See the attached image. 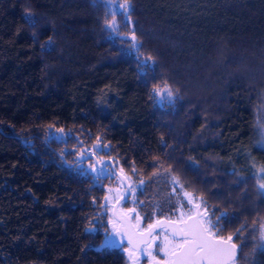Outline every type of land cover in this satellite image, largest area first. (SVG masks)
Wrapping results in <instances>:
<instances>
[{
	"label": "trees",
	"instance_id": "obj_1",
	"mask_svg": "<svg viewBox=\"0 0 264 264\" xmlns=\"http://www.w3.org/2000/svg\"><path fill=\"white\" fill-rule=\"evenodd\" d=\"M79 150L264 264V0H0V264H127Z\"/></svg>",
	"mask_w": 264,
	"mask_h": 264
},
{
	"label": "snow or ice",
	"instance_id": "obj_2",
	"mask_svg": "<svg viewBox=\"0 0 264 264\" xmlns=\"http://www.w3.org/2000/svg\"><path fill=\"white\" fill-rule=\"evenodd\" d=\"M121 8L125 13L130 11V5H121ZM111 26L109 25V27ZM131 39L132 41L136 40L134 32ZM134 46L140 47V45ZM148 60H152V58L148 57ZM260 188L264 189V183L260 184ZM184 195L191 196L190 193H184ZM105 199L107 200L108 197H105ZM189 201L195 209L194 214H187V220L181 217L178 221L167 222L171 227L170 235L176 240L171 247L169 264H233L237 248V245L231 243L233 236L229 235L227 238L215 236L212 233L214 225L202 218L206 213L202 214L199 211L200 204L195 203L192 199H189ZM130 211L134 212L135 209ZM137 220H139L138 216ZM164 223L165 221H157L156 224H149L148 235H151L157 227H163ZM113 226L115 227V225ZM261 229L264 230V225H261ZM143 235L141 234V238H143ZM165 235L167 236L168 233H165ZM261 238L264 239V231L261 233ZM168 243L166 241V247ZM106 247H111V245H106ZM153 260L154 264H159V261H155L154 257Z\"/></svg>",
	"mask_w": 264,
	"mask_h": 264
},
{
	"label": "flooded vegetation",
	"instance_id": "obj_3",
	"mask_svg": "<svg viewBox=\"0 0 264 264\" xmlns=\"http://www.w3.org/2000/svg\"><path fill=\"white\" fill-rule=\"evenodd\" d=\"M102 168L104 171L103 172L104 175H107V173H110L108 175L110 178L111 177L117 178L116 175L112 172L109 165L102 166ZM116 170L119 171L118 169H116ZM92 172L94 173L93 170H92ZM123 199H121V200H123ZM121 200H119L117 202L116 209L120 210L122 212H131L130 219H131L133 226L136 228V230L141 231L151 223V221L153 219L151 221L145 223L139 214H136V213L130 211L131 208L122 206ZM111 204H110V209H111ZM199 211L202 214L206 213L205 209L203 207H200ZM194 212H195V209L192 207L186 214H178L176 216H163V217L173 219L175 221H178V220H180L181 217H183V219L186 220L187 214H194ZM110 214H111V212H110ZM136 216H139L138 226L135 225ZM206 217H207V213L202 218L206 219ZM113 225H115V227ZM116 226H117V220L113 219V218L109 219L108 220L109 229L107 230V234L112 233L116 229ZM165 233H168V235L166 236ZM170 233L171 232L168 231V229L164 226L156 228L151 233V235H148L147 240L145 242H141L136 249L133 248L125 240L124 236L117 231L115 234H111L110 238L107 237V239H108V242H111L112 240L117 239L116 245H117V247L120 248L121 251H124L123 253L125 254V257L127 259V263H129V264H154L153 257L155 258V261H159V264H169V261L171 258V247L176 242V240L170 235ZM213 234L217 237H221L220 235H217L215 233H213ZM222 237L227 238L228 236H222ZM166 241L169 242L167 247H166ZM231 242L236 245V243L233 240ZM149 245H150V247H149ZM236 251H237V248H236ZM130 253H132V254L130 255ZM149 253H151V255H149ZM233 264H236L235 261H233Z\"/></svg>",
	"mask_w": 264,
	"mask_h": 264
},
{
	"label": "water",
	"instance_id": "obj_4",
	"mask_svg": "<svg viewBox=\"0 0 264 264\" xmlns=\"http://www.w3.org/2000/svg\"><path fill=\"white\" fill-rule=\"evenodd\" d=\"M83 158H89L92 160L93 164L99 167L105 166V165H109V167L111 168L112 172L119 178V180L122 182L125 191L120 194L111 204V215L114 219L117 220V226L116 229L112 232V233H108L107 237L110 238L111 234H115L116 231L119 232L120 234H122L125 238V240L133 247V248H137L138 245L141 242H145L147 240L148 237V226H146L143 230L138 231L136 230V228L133 226L130 216H131V212H122L120 210L116 209V204L119 200L125 198L129 193H130V185L127 181V179L125 178V176L117 171L114 168V165L111 161L110 158H103L101 159V161L99 162L96 158V156L93 153H87ZM139 217V216H138ZM187 220V218H186ZM157 221H165L164 223V227H166L168 229V231L171 232V227L169 225V223H167L168 221H175L173 219H169V218H165L163 216L161 217H157L155 219H153L151 221L150 224H156ZM139 220H137V216H136V222L135 225H138ZM159 228V227H157ZM119 230V231H118ZM141 234L143 235V238H141ZM232 243V242H231Z\"/></svg>",
	"mask_w": 264,
	"mask_h": 264
},
{
	"label": "rangeland",
	"instance_id": "obj_5",
	"mask_svg": "<svg viewBox=\"0 0 264 264\" xmlns=\"http://www.w3.org/2000/svg\"><path fill=\"white\" fill-rule=\"evenodd\" d=\"M127 3L125 2V1H122L121 3H120V11L122 12V13H124V11H123V9L121 8V5H126ZM52 133L53 134H55V135H61L62 134V131H61V129L58 127L57 129H54V130H52ZM87 153H85V152H82V151H77L76 153H75V156H76V158H78V157H80L81 156V159H86V158H83L85 155H86ZM84 160H82V161H84ZM99 160V162L101 161V159H98ZM82 161H80V162H82ZM82 164V167H85V168H91L93 171H94V174H96L97 176H108L110 173H107V175H104V171H103V168L102 167H99V166H96V165H90V164H88V162H83V163H81ZM103 173V174H102ZM117 177V176H116ZM125 191V189H124V186H123V184H122V182L119 180V178L117 177V178H115V177H111L108 181H107V185H106V192H105V195H104V201H105V204H107V210L110 212V204L120 195V194H122L123 192ZM132 190H131V186H130V192H131ZM184 193H187V192H185L184 191ZM184 193H183V195H184ZM185 196V195H184ZM105 197H108V199L106 200L105 199ZM186 197V196H185ZM188 197V196H187ZM110 219H112L113 217H112V215L110 214ZM114 219V218H113ZM262 225H264V223L262 224ZM262 231H264V230H262L261 229V232H260V235H261V233H262ZM261 237V236H260ZM261 240H262V244L264 245V239H262L261 238ZM116 242H117V239H115V240H112L110 243L111 244H114V245H116ZM117 246V245H116ZM124 252V251H123ZM127 263V262H126ZM127 264H129V263H127Z\"/></svg>",
	"mask_w": 264,
	"mask_h": 264
}]
</instances>
